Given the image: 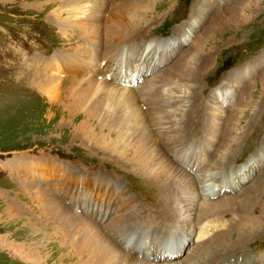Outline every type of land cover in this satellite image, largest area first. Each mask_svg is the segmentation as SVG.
Returning a JSON list of instances; mask_svg holds the SVG:
<instances>
[{"label": "rangeland", "instance_id": "374dc122", "mask_svg": "<svg viewBox=\"0 0 264 264\" xmlns=\"http://www.w3.org/2000/svg\"><path fill=\"white\" fill-rule=\"evenodd\" d=\"M94 1L80 6H87L83 12L104 8L95 24L101 35L109 10L120 6L133 16L137 3L136 18L147 21L128 45L161 44L153 63L151 56L144 59L135 87L163 83L172 90L180 63L193 55L200 62L197 79L185 83L190 95L181 137L201 153L195 155L200 166L191 169L190 162L187 169L181 159L173 160L186 150L170 154L152 135L144 147L143 129L115 109L87 115L61 102L73 78L64 71L96 53L95 39L86 38L83 28L87 17L72 5L76 0H0V264H190L201 243L196 211L185 208L197 193L189 196L191 190L182 187L168 204L150 174L119 153L126 144L128 158L141 148L165 170L221 173L213 184L219 192L209 199L217 208L206 221L217 230L201 242L241 221L245 206L264 196V0ZM139 52L130 56L136 59ZM101 181L110 184L112 195L97 194ZM170 208L183 212L174 227L156 220L164 221ZM123 234L134 242L122 249L116 236ZM159 247L163 258L155 261ZM172 248L179 254H166ZM244 250L208 264H264V232Z\"/></svg>", "mask_w": 264, "mask_h": 264}, {"label": "bare ground", "instance_id": "6f19581e", "mask_svg": "<svg viewBox=\"0 0 264 264\" xmlns=\"http://www.w3.org/2000/svg\"><path fill=\"white\" fill-rule=\"evenodd\" d=\"M76 2L77 4L72 5L79 8L81 7V3L88 4L91 0H76ZM95 3H99V0H95L91 5H95ZM135 4V7L132 9L134 11L133 16L136 18L137 14L140 12L139 9L141 8L136 9L138 8V4ZM139 4L142 5V3ZM83 7L84 6L80 8V10H82L81 14L84 17H87L86 19L84 18L85 20L82 22L85 26H83L84 32L86 38L89 39L92 37L95 39L96 45L94 52L96 53H93L91 59H81L76 56L75 58H77V61L74 65H71L68 67V70L66 69L64 71L71 73L73 78L70 83L67 82L69 83V86L66 85L67 89L65 93H63L61 102L64 105L67 104L71 111L72 108H76L79 111H83L87 115H91L93 113L100 114V112H97L99 109L104 113H113V110L115 109L117 111L116 113L123 116L125 120L133 119L132 122H134V126H136L137 129H143L142 133L144 135H142L143 138H141V141L145 142V145L143 144L144 147L149 142L152 135L156 144L166 146L170 154L174 152V149L182 148L184 151L186 150L181 156L178 155L177 157H173V160L181 159V164L183 165L186 163L184 166H186L187 169L191 168L190 162H192L191 169L199 167L201 162H199V158L195 157V155L198 154L196 146L192 143H185V140H181V137L183 138L184 136L183 129L188 122V117L185 116L186 114L183 115L182 113L189 94V90H187L188 87L185 83L197 79L198 74L196 71L199 69V65H201L200 62L195 61L193 55L192 58L186 59L184 63H180L181 67L179 66V70L177 69L178 71H176L178 74V87L176 86L174 89L172 88V90L169 88L167 89L163 83H160L161 85L150 84L146 87L143 86L137 88L136 84H138L137 82L145 72V60H148L151 56V62L153 63L154 51H157V49H159L158 47L161 45L160 43H155L153 41H150L145 45H128V41H131V37L140 31L138 26H141V23H144L146 19L144 17V19L141 20L138 18L132 19L133 16H126L124 13L125 8L119 6V8H115L107 12L106 21H108V27H106V30L104 31L105 34L101 35L100 30L102 29L95 24L98 19L100 21V18H103L100 13L104 11V8L101 7V11L98 8V10H95L92 7H89V9L83 12L87 6ZM141 7H146V5ZM146 8L143 10H146ZM145 13L146 12L143 14ZM84 14H86V16ZM139 48L140 52L136 59L130 56L134 52H137ZM143 50L145 51L142 54ZM100 54L102 59L99 61L97 59H99L98 57H100ZM105 60L108 61L102 62ZM106 68L108 69L106 70ZM148 69L150 68L147 67V70ZM180 82L183 84L180 85ZM134 83H136V87L133 85ZM159 117L160 119H158ZM82 132L87 134L85 131ZM88 134L90 135V133ZM230 145H235V142ZM127 150L128 148L125 144L121 147L120 153H116H119V157L124 159L127 164L131 166H138L141 171L148 172L150 174V179L158 184L160 188L159 191H161L160 194L167 200L168 204H171L174 200H176V197L179 195V191L182 187L186 186L189 190H191L189 196L193 193H197L196 198L190 197L188 208H185L187 212L196 211V221L198 224V226L195 227L197 237L196 241L201 243L196 246V250L190 255V264H208L209 262L215 261L211 260L213 258H217L219 256L223 257L231 252H243L245 251V245L249 244V242L253 239L256 240L257 237L259 235L261 236L264 232V196L259 193L260 197H258V193L254 191L256 193L253 195L254 192H252L253 198L257 196L258 202L255 201V204L252 206H245L244 216L241 218V221L238 219L240 222H232L227 230L220 233V235L217 233L218 235L216 234L207 241L205 240V242H201L217 230V226H214L211 229L207 228L206 221L213 215L214 210L217 208V206L212 204L209 199L211 196L219 192L216 190L215 183L221 173H215L207 170L202 171L203 174L201 175L202 177H200L183 171L182 174L184 175H182L180 170L178 171L177 168L174 167L167 168L165 170L162 165L155 162L159 159L158 157H144L142 153L143 150H141V148L137 150L135 149L133 152V158L127 157ZM220 154L223 155L225 153L223 152ZM198 155L200 156L201 153ZM219 159L218 164L224 161L222 157ZM156 165H158V169L152 171V168H155ZM181 176L186 179L188 178L187 183H184L186 181L182 180ZM109 185L110 184H106L102 181L97 183V194L103 197L112 195L114 190L113 188H109ZM115 187L116 186H114V188ZM230 189H233V187H230ZM241 199L244 201V198ZM181 211L182 210L179 208L175 211H172L170 208V214L168 213V216L165 217L164 221H161L157 217L156 220L159 224H167L168 227L177 226V218L180 216ZM144 219L146 220L145 216ZM143 222L146 221L143 220ZM148 226V232L153 230L151 225ZM209 233L211 234L208 236ZM138 236L141 237V234ZM129 237L131 239H128ZM132 237L133 236H127L125 234L122 236L120 235V237L117 235L116 240L123 249L125 248L124 245L127 243L133 244L134 240ZM164 240L165 239H163V241ZM158 249V254L152 255V259H161L162 251L160 247ZM82 250H84L83 247L79 248L78 252ZM165 252L168 255L174 254L176 256L179 254V250L176 248L168 249ZM130 261L133 263L138 262V260L135 259ZM155 261H157V259Z\"/></svg>", "mask_w": 264, "mask_h": 264}]
</instances>
